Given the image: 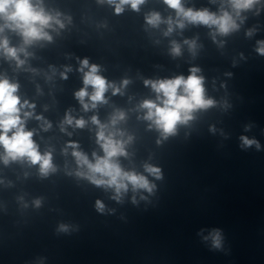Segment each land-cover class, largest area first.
<instances>
[{
    "label": "clouds",
    "instance_id": "1",
    "mask_svg": "<svg viewBox=\"0 0 264 264\" xmlns=\"http://www.w3.org/2000/svg\"><path fill=\"white\" fill-rule=\"evenodd\" d=\"M100 2L103 3L104 0H100ZM107 2L114 5L115 12L119 14L124 11L125 5H129L133 10L138 11L139 6L145 0H107ZM257 2L258 0H229L237 17L241 10L250 9ZM164 3L176 10L178 19L173 21L169 18L167 21H162L160 14L153 12L146 17V21L153 27H157L162 22L167 23L168 30L165 35L173 31L174 23L177 27L183 28L185 26L184 21L209 27L215 26L216 31L221 35H227L238 28L233 15L223 9L217 15L207 9L195 11L190 8L185 9L182 0H164ZM0 21H3L0 23V33H3L6 28L14 30L23 37L25 45H30L39 40L51 41L52 37L46 29L53 28L54 24L61 28L64 27L59 19V13L55 16L47 13L40 6V0H35V2L34 0H0ZM185 43H189L190 48H195L194 41H185ZM0 50H3L8 57L15 59L17 66H22L25 63L19 58L18 53L28 55L24 48L9 47L7 38H0ZM171 51L174 55L180 54V46L175 41H173ZM257 51L264 55V42H261ZM80 65L79 70L83 73L84 87L77 91L75 96L84 111L95 109L98 103H106L105 93L109 88L112 89L113 94L121 91L119 87L100 75L99 66L90 65L87 58L80 61ZM66 71H70V69H66ZM199 71L198 68L193 67L190 69L191 74L187 77L181 75L172 79L145 81V84L150 85L157 95L155 100H144L139 107L147 110L144 119L151 121L152 125H155L165 138L175 133L178 124H186L192 120L196 110L207 109L215 105L216 102L205 95L204 78L197 75ZM61 75L66 78L64 73ZM127 83V80L123 81V85H127ZM89 86L92 89L91 92L88 90ZM18 87V84L0 77V148H3L0 160L8 164L9 161L26 159L32 165L38 164L40 173L46 176L50 171H55L52 155L51 152L41 154L38 145L33 140L34 131L26 130V120L33 113L23 110L25 108L34 109L35 105L30 104L27 100L21 103V99L17 95ZM124 118L125 113L117 111L111 117L110 124L115 126ZM36 119L42 120L43 118L37 116ZM91 122L98 127L97 143L104 154L98 156L93 153V162L89 160L86 154L76 150L78 145L70 143L68 147L73 149L72 155L75 157L77 165L86 168V171H78L77 175L86 177L97 186L113 188L116 199L120 198L122 192L128 190L129 184L133 191L144 189L151 192L154 185L144 175L125 171L117 162V157L127 155L125 145L130 142L131 137L128 140L117 139L118 136L123 137L124 133L118 129H110L108 124H101L96 116L91 117ZM63 124H74L75 127L83 128L86 121L83 118L75 119L68 113L62 122V131L64 130ZM42 127L47 130L51 125L45 121ZM240 139L243 146L250 147L255 144L259 148L258 142L254 139H249L246 136H242ZM145 171L156 178L160 177V169L157 167L146 164ZM39 203L37 200V206ZM96 206L98 210L103 211L104 205L100 201H97ZM64 228L65 226L61 225V230ZM208 238L205 237V239ZM210 238L213 247H221L222 236L219 230H213L210 233Z\"/></svg>",
    "mask_w": 264,
    "mask_h": 264
}]
</instances>
